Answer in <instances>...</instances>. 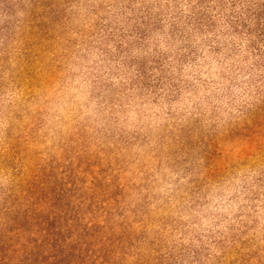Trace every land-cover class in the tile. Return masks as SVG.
<instances>
[{"label":"rangeland","instance_id":"374dc122","mask_svg":"<svg viewBox=\"0 0 264 264\" xmlns=\"http://www.w3.org/2000/svg\"><path fill=\"white\" fill-rule=\"evenodd\" d=\"M33 1L0 0V226L54 204L77 264H264V60L176 34L192 0Z\"/></svg>","mask_w":264,"mask_h":264},{"label":"trees","instance_id":"16d2710c","mask_svg":"<svg viewBox=\"0 0 264 264\" xmlns=\"http://www.w3.org/2000/svg\"><path fill=\"white\" fill-rule=\"evenodd\" d=\"M40 1L34 0L33 5ZM187 11L175 15V33L190 37L193 32L209 35L211 42L222 32L239 36L251 48L254 55L264 60V0H192ZM222 23L223 29L219 30ZM141 32L140 38H143ZM242 49V46H240ZM264 110V107H263ZM52 208V209H51ZM9 222L18 232L11 233L9 223L0 227L8 231L0 243V264H77L86 241V225L78 224L67 215V211L41 207L37 202L26 205L22 212L9 213ZM8 229V230H7ZM78 229V232L76 231ZM18 236L19 245L11 241ZM22 241H20V239ZM80 246L78 247V244ZM13 251L9 255L8 251ZM21 252L23 255H18ZM8 254V255H7ZM68 258L70 262H65ZM13 260V263L11 261Z\"/></svg>","mask_w":264,"mask_h":264}]
</instances>
